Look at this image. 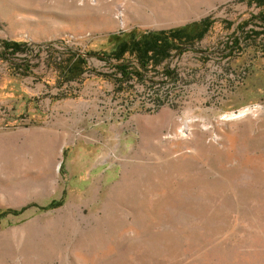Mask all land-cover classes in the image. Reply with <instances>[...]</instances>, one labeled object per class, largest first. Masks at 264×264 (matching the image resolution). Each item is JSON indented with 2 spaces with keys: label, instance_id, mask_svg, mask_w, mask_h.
I'll return each instance as SVG.
<instances>
[{
  "label": "rangeland",
  "instance_id": "rangeland-1",
  "mask_svg": "<svg viewBox=\"0 0 264 264\" xmlns=\"http://www.w3.org/2000/svg\"><path fill=\"white\" fill-rule=\"evenodd\" d=\"M261 15L264 0H0V264H264ZM201 22L127 81L102 58Z\"/></svg>",
  "mask_w": 264,
  "mask_h": 264
},
{
  "label": "trees",
  "instance_id": "trees-1",
  "mask_svg": "<svg viewBox=\"0 0 264 264\" xmlns=\"http://www.w3.org/2000/svg\"><path fill=\"white\" fill-rule=\"evenodd\" d=\"M258 17L264 24V16ZM207 27V23L201 22L173 30L145 33L137 38L121 40L114 45L110 53L102 55V58L106 59L107 62L113 61L112 68L115 73L119 75L120 79L127 81L133 76L140 75L139 73L156 70L169 57L170 52H180L191 47L194 42L202 38ZM251 32L254 33L255 37L260 35L259 32ZM11 45V48L16 46L14 50L18 47L17 44ZM237 45L238 40H235L233 45L229 46V49L236 51L238 50ZM8 47V44L4 45L6 50H8ZM70 62L71 59L69 58L62 70L72 75L73 64L71 65ZM79 62L82 67L85 65L84 60ZM79 62L75 64L79 65ZM75 67H78L77 75H79L81 68L79 66ZM76 68H74V71H76ZM161 71L167 76L172 75L165 66L161 67Z\"/></svg>",
  "mask_w": 264,
  "mask_h": 264
}]
</instances>
